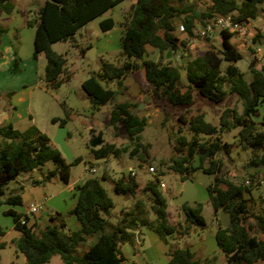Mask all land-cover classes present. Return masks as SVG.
Instances as JSON below:
<instances>
[{
  "label": "trees",
  "instance_id": "1",
  "mask_svg": "<svg viewBox=\"0 0 264 264\" xmlns=\"http://www.w3.org/2000/svg\"><path fill=\"white\" fill-rule=\"evenodd\" d=\"M126 1L46 0L38 8L35 19L27 24L36 29L33 56L38 59L41 54L45 55L44 80L50 87L58 88L62 81L72 77L66 66L67 59L52 46L58 42H76L83 27ZM15 9L14 0H0V12L11 15ZM262 13L264 0H210L204 11L198 10L196 0H137L122 23L121 54L124 62L119 65L102 62L99 73L81 84L93 108L114 103L109 125L114 129L121 125L129 141L125 146L104 142L97 148H91L96 158L119 157L128 152L131 156L144 153L150 157L149 145L141 141L147 119L134 111L137 105L131 101L114 102L120 90L126 89L124 80L130 74L142 72L141 94L155 107L162 108L165 120L169 115L167 108L190 106L195 91L215 103L232 95L239 98L242 112L236 108L225 109L218 125L207 122L203 114L180 115L179 120L188 127L192 136L178 135L173 156L163 164L184 182L199 172L214 176L207 187V194L217 222L216 244L225 257L222 264H264V209L252 210L247 198L250 189L244 183L226 179L222 174L223 161L217 159L219 153L229 154L233 146L222 137L238 129L237 142L250 154L248 165L264 169V116L261 122L256 121L261 116L259 107L264 102V65L250 66L247 79L246 72L237 66L243 55L232 42L236 32L229 30L219 33L220 46L210 44L194 57H184L183 54L188 39L194 37L193 30L197 24L207 25L215 17L233 14L234 21L245 27ZM116 24L112 17H107L100 21V28L107 32ZM178 26L181 34L188 38L181 37ZM7 32L8 29L0 25V44ZM263 39L264 35L258 31L252 42L261 45ZM91 47L89 44L82 48L81 54L85 55ZM149 48L158 52V60L150 57ZM168 51L176 59L177 55H182L180 64L174 60L164 61ZM110 82H116L115 90L103 84ZM52 122L65 127L67 120L54 118ZM205 137L208 139H203ZM196 156H200L199 167L194 166ZM80 160L74 158L69 161L60 148L34 125L23 131L12 124L0 125V205H22L19 193L6 196V187L23 174L41 170L52 162L55 169L44 179L59 174L62 180L69 182L70 168ZM150 166L154 165L150 163ZM161 174L144 185L131 171L113 181L116 194L134 200L129 209L121 210L116 223L109 219L115 205L102 185L106 176L89 178L75 187L76 204L68 215L75 216L79 225L76 230L67 227L65 215L59 212L50 215V224L41 228L38 213L34 214L31 222L29 216L8 209L5 215L13 218L14 229L20 233L15 241L18 251L26 258V264H46L55 254L60 255L65 264H125L127 259L122 246L140 243L144 231L154 232L161 239L173 235L180 239L188 235L192 227H205L202 205L197 202L195 206L188 202L180 205L185 215L183 223L174 225L170 222L169 201L160 185ZM254 177L250 175V182ZM41 182L35 181L36 184ZM222 214L229 216L228 227L221 223ZM23 217L25 223H21ZM94 237L95 242L82 254L74 253ZM216 262L215 256L206 259L196 257L190 248L175 247L169 252L168 264Z\"/></svg>",
  "mask_w": 264,
  "mask_h": 264
},
{
  "label": "rangeland",
  "instance_id": "2",
  "mask_svg": "<svg viewBox=\"0 0 264 264\" xmlns=\"http://www.w3.org/2000/svg\"><path fill=\"white\" fill-rule=\"evenodd\" d=\"M45 1L15 0L16 9L11 15L0 12V25L8 29L0 44V52H2L0 63L4 64H0V108L7 106L12 96V90L20 92L24 89L26 100L25 102H17V104L21 110L28 105L32 117H29L23 110V120L16 119L14 126L23 131L34 125L46 134L54 145H56L54 140L61 127L59 123H53L52 119L65 118L67 120L65 126L67 129L66 144L73 157L81 159L78 164L70 168V183L81 184L89 178L101 179L106 176L102 185L115 205L109 218L112 223L117 222L123 208L129 209L134 202L133 199L116 194L113 181L123 174L127 175L130 169H133L138 181L144 185L149 179L155 177L147 172V166H150V163L157 169L156 175L162 173L160 178L166 185V188L162 190L169 201L170 222L174 225L183 223L185 215L178 202L181 191H176V188L184 182L177 174L167 170L166 165H163L168 163L173 156L178 135L183 134L188 138L192 136L188 127L179 120V116L184 114L190 117L203 114L207 122L218 125L225 109L236 108L240 113L242 112L239 98L232 95L220 103H215L200 96L195 91L194 101L190 106L167 108L169 115L165 120L162 108L155 107L144 95L141 96L142 72L130 74L124 81L126 89L120 90L114 102L126 100L134 102L137 105L134 111L140 117L147 119V125L141 133V141L149 145L150 157H146L144 153L131 156V153L128 152L119 157L109 155L106 158H96L91 152V148L100 146L98 140L117 146H125L129 141L121 125L118 129L109 125L114 103L109 102L106 105L93 108L90 102H85L81 84L91 75L99 73L102 62L107 61L117 65L124 62L120 42L121 30H123L122 23L130 11L133 0L119 4L103 17L97 18L83 27L76 37V42H58L52 46L54 51L65 56L68 72L72 74L71 79L62 81L58 88L50 87L44 80L47 60L44 54H41L38 59H34L33 33L35 27L27 24L30 19H35L38 8ZM209 1L196 0L198 10L204 11ZM30 6H34L37 10L27 11V7ZM109 16L117 21V28L111 34H105L100 28V21ZM197 26L199 27V24ZM257 30L264 35V13L258 19L252 20L251 24L243 27L232 38V42L237 45L243 55V59L237 62V66L246 72L245 77L247 79L250 77L248 73L250 66L262 67L264 65V43L258 45L252 42L254 35L258 32ZM178 33L181 34L180 26H178ZM181 37L188 38L184 34H181ZM191 39L189 38L188 41ZM193 43L194 47L189 54L192 57L205 51L210 44L220 46L221 37L218 32L212 39L199 38L196 44ZM89 44L96 48L94 61L90 60L86 54H81V49ZM9 47L12 50L11 54L7 52ZM20 47L23 49L21 57L18 54ZM149 51L151 58L159 59L157 51L152 48H149ZM29 54L31 55L28 56ZM164 57V61L174 60L180 64L170 51L166 52ZM103 84L114 90L117 88L116 82ZM142 102H146L147 106L139 109V103ZM259 109L261 116L256 121L261 122L264 116V102ZM237 133L238 129H234L222 137L225 142L233 146L229 154L219 153L217 159L223 161L222 174L226 179L236 183H244L250 189L247 198L251 202L252 210L255 212L262 211L264 209V169L253 168L248 165L250 154L238 144ZM203 139L207 140L208 137ZM205 164L208 165L207 162ZM52 168H54L53 163L48 162L38 172L25 173L17 180L8 183L6 196L19 193L23 203L14 207L6 204L0 205V264H26V258L18 251L15 243L20 237V233L14 229L13 218L5 215L9 208H14L17 212L25 215L32 204H41L43 208L37 216L39 220H42V228L50 224V215L59 212L68 219L66 223L69 229H78L76 226L78 222L69 220L67 212L75 201L74 193L65 187L62 178L56 175L50 179H42L40 184L35 183L41 177V172L47 177ZM92 168L96 172H92ZM252 174L255 177L253 182H250L249 179ZM192 178L197 195L195 200L188 203L191 206H195V202L202 205V215L205 218L206 226L203 228L192 227L190 233L180 239L176 235L161 239L154 232L144 231L140 243L134 246L129 244L122 246L127 259L125 264H168L169 252L175 247L190 248L196 252L197 257L204 256V254L215 256L217 257L216 264L224 262L225 257L216 244L217 222L213 215V208L208 202L207 194V187L213 182L214 176L199 172L195 173ZM33 219L34 215H31V222ZM95 240L96 237L90 239L84 246L77 248L74 253L82 254ZM2 245L4 246L1 247ZM46 264H65V262L60 255L55 254Z\"/></svg>",
  "mask_w": 264,
  "mask_h": 264
},
{
  "label": "crops",
  "instance_id": "3",
  "mask_svg": "<svg viewBox=\"0 0 264 264\" xmlns=\"http://www.w3.org/2000/svg\"><path fill=\"white\" fill-rule=\"evenodd\" d=\"M15 1V0H14ZM137 0H133V3H135ZM132 2H131V5L133 4ZM34 9V10H37L36 8H34V6H30V7H27V11H32V10ZM33 10V11H34ZM109 17H112V16H109ZM105 18H107V17H105ZM105 18H103V19H105ZM113 18V17H112ZM102 19V20H103ZM114 19V18H113ZM30 20H32V19H30ZM115 20V19H114ZM116 21V20H115ZM117 22V21H116ZM198 25V24H197ZM196 25V26H197ZM117 28V24H116V26L112 29V30H109V31H107V32H105V34H111V32L113 31V30H115ZM35 31H36V29L34 28V33H33V39L35 38ZM122 34H123V30H121V37H122ZM220 35V34H219ZM121 37H120V42H121ZM31 40V39H30ZM22 51H23V49L20 47V49H19V51H18V54L20 55V57L22 56ZM7 52L8 53H10L11 54V52H12V50H11V47H9V49L7 50ZM31 54H29L28 56H30ZM0 64H3V63H0ZM4 65V64H3ZM2 65V66H3ZM125 81V80H124ZM23 90L24 89H22L20 92H15L14 90H12V96L10 97V100H9V102H8V104H7V106L6 107H4V108H0V125H2V124H12V125H14L16 122V119H18V120H23V113H22V111L24 110L25 111V113L29 116V117H32V114H31V111H30V107L28 106V105H26L24 108H23V110H21V109H19V106H18V104H17V102H25V100H26V97H25V93L23 92ZM10 92V91H9ZM141 96H142V94H141ZM83 98H84V100H85V102H89L88 101V99L85 97V96H83ZM132 102V101H131ZM132 103H134V102H132ZM141 105H144V106H142V107H145V106H147L146 105V102H142V103H139V106L138 107H140ZM54 169H55V167L54 168H52V169H50L49 170V172L50 171H54ZM34 172H38V170H36V171H34ZM48 172V173H49ZM48 175V174H47ZM57 175H59V174H57ZM41 177L39 178V180H41L42 181V179L43 180H45L44 178H45V176H44V174H43V172H41V175H40ZM56 176V175H55ZM60 176V175H59ZM136 177H137V175H136ZM193 180V179H192ZM64 181V180H63ZM194 181V180H193ZM65 182V181H64ZM184 182V181H183ZM185 183V182H184ZM184 183L183 184H181L180 186H178L177 188H176V191H181V194H182V192H183V190H184ZM63 184H65V187H67V188H69V190L71 191V192H73L74 193V198H75V201H74V203H73V205L70 207V209L76 204V197H75V187L77 186V185H79V183H74V184H71L70 183V180H69V182H65V183H63ZM82 184V183H81ZM175 191V192H176ZM180 194V195H181ZM179 195V196H180ZM197 195V194H196ZM195 200V199H194ZM10 209V208H9ZM13 210H15L14 208H12ZM69 209V210H70ZM69 210L67 211V212H69ZM16 211V210H15ZM66 212V213H67ZM53 213V212H52ZM65 213V212H64ZM65 213V214H66ZM64 220H65V222L68 220L66 217L64 218ZM69 220H73L74 222H76L77 220H76V218H75V216H70L69 215ZM39 222H40V224H42V220H39ZM67 224V223H66ZM77 224V223H76ZM48 225V224H47ZM77 226V228H79V225L77 224L76 225ZM68 227V226H67ZM41 228H42V226H41ZM69 228V227H68ZM148 232V231H147ZM151 232V231H150ZM194 252V251H193ZM195 254H196V252H194ZM196 257H197V255H196ZM211 257H213V256H210V255H208V254H204V256H201V257H198V258H200V259H206V258H211Z\"/></svg>",
  "mask_w": 264,
  "mask_h": 264
},
{
  "label": "built area",
  "instance_id": "4",
  "mask_svg": "<svg viewBox=\"0 0 264 264\" xmlns=\"http://www.w3.org/2000/svg\"><path fill=\"white\" fill-rule=\"evenodd\" d=\"M243 28L242 24L237 23L234 21V15L229 14L226 16H218L213 19L207 25H199L196 26V28L193 30L194 32V37L188 42L187 48L184 52V57L189 56L191 49L194 47V43L198 42V39H212L215 37L216 33H220L223 30H229L230 32H238ZM193 43V44H192ZM182 55H177V60L182 61ZM92 172H96L94 168L91 169ZM131 174L133 176H136V173L133 169H130ZM147 172L150 175H156V169L154 166H147ZM161 188H166V185L163 181H161ZM42 205L41 204H32L28 209L25 214V216H31L34 215L42 210ZM21 223H25V217L21 219Z\"/></svg>",
  "mask_w": 264,
  "mask_h": 264
},
{
  "label": "water",
  "instance_id": "5",
  "mask_svg": "<svg viewBox=\"0 0 264 264\" xmlns=\"http://www.w3.org/2000/svg\"><path fill=\"white\" fill-rule=\"evenodd\" d=\"M86 56L94 61L96 59V48L91 47L86 51ZM141 105L139 109L142 108ZM66 137H67V129L65 127H61L60 131L55 138L54 142L56 145L59 146L60 150L62 151L63 155L69 160L72 161L74 159L69 147L66 144ZM99 139V138H98ZM100 145L103 144L101 141H97ZM201 164L200 156H196L194 166L199 167ZM197 191L194 187V182L191 178H188L184 183V190L182 194L178 197V202L180 205H183L189 201H192L196 198ZM221 223L223 227H228L230 224V219L227 214H222L221 216Z\"/></svg>",
  "mask_w": 264,
  "mask_h": 264
}]
</instances>
